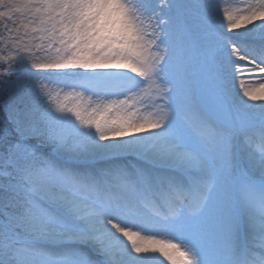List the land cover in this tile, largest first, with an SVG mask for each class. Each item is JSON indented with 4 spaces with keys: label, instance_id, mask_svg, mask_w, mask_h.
I'll return each mask as SVG.
<instances>
[{
    "label": "snow or ice",
    "instance_id": "snow-or-ice-1",
    "mask_svg": "<svg viewBox=\"0 0 264 264\" xmlns=\"http://www.w3.org/2000/svg\"><path fill=\"white\" fill-rule=\"evenodd\" d=\"M0 22V75L22 69L0 264H264V0H0Z\"/></svg>",
    "mask_w": 264,
    "mask_h": 264
},
{
    "label": "rangeland",
    "instance_id": "rangeland-1",
    "mask_svg": "<svg viewBox=\"0 0 264 264\" xmlns=\"http://www.w3.org/2000/svg\"><path fill=\"white\" fill-rule=\"evenodd\" d=\"M4 23L5 22H0V34L3 33L4 31ZM6 51L4 49V46L0 44V54H6ZM23 67H27V65H24ZM5 65L3 64L2 61H0V73L4 72ZM21 67L14 66L13 72L11 75H0V108L5 114V117L7 119V122L9 124V130H12V124L9 121V113L5 110L7 105L11 104V88H6L3 84L4 81H8L10 84H14L17 81L18 76L21 74ZM34 71V70H33ZM251 75V76H256V74H250L245 72L244 75ZM31 143H35V141H30ZM131 158V157H130ZM129 158V159H130ZM134 159V158H131ZM130 159V160H131Z\"/></svg>",
    "mask_w": 264,
    "mask_h": 264
},
{
    "label": "bare ground",
    "instance_id": "bare-ground-1",
    "mask_svg": "<svg viewBox=\"0 0 264 264\" xmlns=\"http://www.w3.org/2000/svg\"><path fill=\"white\" fill-rule=\"evenodd\" d=\"M227 2L229 4V6H233V7H235V6H241L242 5V0H227ZM256 23H259V22H256ZM244 76H245V79L246 80H258L259 79V76H257V75L256 76H251V75H247L246 74ZM234 88H238V85H234ZM249 103H251V102H249ZM160 259H161V261H163V258L162 257ZM163 264H167V261H163Z\"/></svg>",
    "mask_w": 264,
    "mask_h": 264
},
{
    "label": "trees",
    "instance_id": "trees-1",
    "mask_svg": "<svg viewBox=\"0 0 264 264\" xmlns=\"http://www.w3.org/2000/svg\"><path fill=\"white\" fill-rule=\"evenodd\" d=\"M0 127L7 128L9 130V124L1 108H0Z\"/></svg>",
    "mask_w": 264,
    "mask_h": 264
}]
</instances>
